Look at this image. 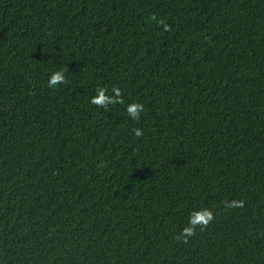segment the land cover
Masks as SVG:
<instances>
[{
    "label": "trees",
    "instance_id": "1",
    "mask_svg": "<svg viewBox=\"0 0 264 264\" xmlns=\"http://www.w3.org/2000/svg\"><path fill=\"white\" fill-rule=\"evenodd\" d=\"M0 264H264V0H0Z\"/></svg>",
    "mask_w": 264,
    "mask_h": 264
}]
</instances>
